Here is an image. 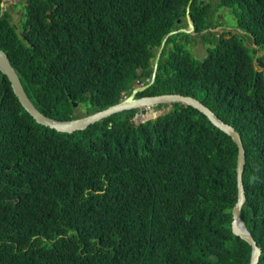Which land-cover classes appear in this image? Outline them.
Wrapping results in <instances>:
<instances>
[{"label":"trees","instance_id":"1","mask_svg":"<svg viewBox=\"0 0 264 264\" xmlns=\"http://www.w3.org/2000/svg\"><path fill=\"white\" fill-rule=\"evenodd\" d=\"M212 1L191 0L188 11L205 39ZM216 1L257 48L209 32L213 43L198 59L186 46L191 34L168 35L138 96L196 97L240 133L241 218L264 264V0ZM188 2L27 0L26 42L0 19V49L41 112L76 118L73 101L91 113L150 79L164 36L187 26ZM143 113L59 132L23 109L0 71V264L248 263L250 245L231 231V137L191 106L173 103L140 122L152 115Z\"/></svg>","mask_w":264,"mask_h":264},{"label":"water","instance_id":"2","mask_svg":"<svg viewBox=\"0 0 264 264\" xmlns=\"http://www.w3.org/2000/svg\"><path fill=\"white\" fill-rule=\"evenodd\" d=\"M190 2L191 0H189L187 4L186 15H185L187 21V27L181 30L180 29L171 30L163 38L161 45L158 48L154 58L153 72L150 81H147V83L146 82L136 83V85L133 86V88L131 89L130 93L128 95H125L121 101L91 113L86 112L84 116L71 118L67 120H56L41 112L27 96L22 86V83L19 79L18 74L16 73L14 67L11 65L10 60L7 57V54L2 49H0V71L1 73L7 76L12 91L16 96L17 100L19 101L20 105L23 107V109L28 114H30L37 123L42 124L44 126H48L59 132L72 133L74 131L84 130L86 129L87 126L94 124L95 122L101 121L102 119L114 113H119L124 110L136 109V108H143L144 109L143 115H147L148 113L152 114L151 116L146 117L144 119L141 118L137 119L140 122H144L149 119H155L161 114L167 113L173 103H178L181 107L191 106L199 110L201 113L205 114L216 127L227 133L237 146L236 167H235L237 199L231 208V215H232L231 231L234 235L239 236L241 239H243L245 242H247L250 245V255L247 264H257L259 260V256L261 254V249L257 245L250 231L247 229L244 220L241 218V208L246 200V196H245V190L242 180V174L245 164V150L242 144L240 133L232 125L219 119L211 111L210 108H208L204 103H202L196 97L177 94V93H163L159 95L138 96V93L142 92L147 87H149L154 80V73L157 68L162 46L164 45L167 36L179 31H183L190 34L193 32V24L188 13ZM199 2L202 3L203 0H199ZM177 22H179V19H177ZM163 104H167V106H164L161 109V112H159L156 106ZM77 105H78L77 102L75 101L72 102V106L74 108H76Z\"/></svg>","mask_w":264,"mask_h":264},{"label":"rangeland","instance_id":"3","mask_svg":"<svg viewBox=\"0 0 264 264\" xmlns=\"http://www.w3.org/2000/svg\"><path fill=\"white\" fill-rule=\"evenodd\" d=\"M217 8V10H213L212 12H214L216 19L213 20L214 23V27L211 28V30L213 32H215V34L218 36L220 33H226L227 36H230L232 34L235 35H242V39L244 40V42L249 45V46H254L257 48V46L252 42V40L244 34L243 31H241L234 23V18L232 17V15L230 14L229 10L227 8H220V6L218 5L219 3H217L216 0L212 1ZM13 11V8H12ZM232 26V27H231ZM186 27H181L179 28L184 29ZM180 33H186L183 31H179ZM189 34L190 33H186ZM195 34H192L189 37L188 43H187V47L191 50L192 54L194 57L201 59L206 51V48L211 44L209 41H203L201 37L198 36H194ZM187 38H184L182 40L183 43H185ZM264 52V50H259L257 51V54L260 55ZM166 105L163 104L161 105L160 108H157L159 112H161L162 107ZM86 110L82 107V106H77L75 108V113L78 115V117L84 116L86 114L85 112ZM90 113V112H89Z\"/></svg>","mask_w":264,"mask_h":264},{"label":"flooded vegetation","instance_id":"4","mask_svg":"<svg viewBox=\"0 0 264 264\" xmlns=\"http://www.w3.org/2000/svg\"><path fill=\"white\" fill-rule=\"evenodd\" d=\"M26 4L27 0H0V19L3 25L8 24L11 28V31L23 42H26L24 35L26 28L23 26L22 16L24 13V6ZM10 28L8 29L10 30ZM150 79L148 81H150Z\"/></svg>","mask_w":264,"mask_h":264},{"label":"clouds","instance_id":"5","mask_svg":"<svg viewBox=\"0 0 264 264\" xmlns=\"http://www.w3.org/2000/svg\"><path fill=\"white\" fill-rule=\"evenodd\" d=\"M204 1V0H203ZM187 27V26H186ZM232 27V26H231ZM211 28H213V27H211ZM211 28H209L208 30H205V31H203L202 33H206V34H208L209 36H210V38H207V39H205V38H203L202 36H198L197 34H196V32L194 31V28H193V32L191 33V35L192 34H195L194 36H198V37H201L202 38V40L203 41H209L211 44L210 45H212V43H213V37H212V35H210V33L209 32H213L212 30H211ZM177 30V29H176ZM176 33H180V32H176ZM214 33V35L216 36V37H218L216 34H215V32H213ZM172 35V34H171ZM233 35V34H232ZM225 36H227V34L225 33ZM231 36V35H230ZM165 37V36H164ZM209 45V46H210ZM207 49V48H206ZM3 50V49H2ZM4 51V50H3ZM5 52V51H4ZM6 53V52H5ZM205 53H206V51H205ZM153 72V71H152ZM156 72V71H155ZM154 76H155V73H154ZM145 81H148V78H146L145 79ZM143 83V82H142ZM178 94V93H177ZM183 95V94H182ZM28 96V95H27ZM202 102V101H201ZM203 103V102H202ZM164 106H167V104L166 105H164ZM163 106V107H164ZM161 107V105H157L156 106V108H160ZM162 107V108H163ZM208 107V106H207ZM209 108V107H208ZM158 110V109H157ZM199 111V110H198ZM214 114H215V112L213 111V110H211ZM200 112V111H199ZM203 114V113H202ZM30 115V114H29ZM203 115H205V114H203ZM216 115V114H215ZM31 116V115H30ZM206 116V115H205ZM217 116V115H216ZM32 117V116H31ZM218 117V116H217ZM33 118V117H32ZM107 118V117H106ZM206 118L209 120V118L206 116ZM219 119H221L220 117H218ZM222 121H224L223 119H221ZM209 122L213 125V126H215L210 120H209ZM224 122H226V121H224ZM226 123H228V122H226ZM216 127V126H215ZM216 128H218V127H216ZM219 129V128H218ZM224 132V131H223ZM227 134V133H226ZM234 142V141H233ZM243 144V143H242ZM236 145V144H235ZM245 150V149H244ZM244 204V203H243Z\"/></svg>","mask_w":264,"mask_h":264}]
</instances>
